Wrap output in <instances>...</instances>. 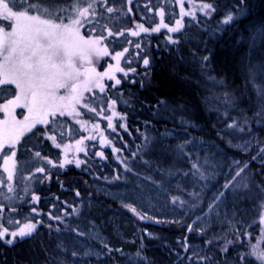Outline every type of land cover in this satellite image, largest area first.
<instances>
[{
    "label": "trees",
    "instance_id": "obj_1",
    "mask_svg": "<svg viewBox=\"0 0 264 264\" xmlns=\"http://www.w3.org/2000/svg\"><path fill=\"white\" fill-rule=\"evenodd\" d=\"M207 3H211L215 11L205 16L201 5ZM143 4H146L145 8L141 7ZM181 4L189 15L181 16ZM107 7L114 11L108 13ZM161 10L164 11L162 22L169 27L175 26L176 19L182 21L179 32L169 33L165 28L154 31L160 26ZM98 11L99 19L102 15L107 20L95 23V32L104 37V44L113 55L115 51L128 49L121 59V67L129 74L124 77L123 73H115L117 78L123 77L120 85L105 79L104 92L94 89L85 93L89 107L95 108V112L78 105L80 115H57L54 120L50 117L64 131L53 146L47 135L52 122L47 127L37 125L32 132L22 136L16 148L12 181L7 180L5 172L7 185L11 184L14 189L11 192L14 200L0 202L3 209L0 229L6 227L10 233L26 222L38 223V227L31 237L23 240L18 237L11 245L0 241V264H64L63 258L70 264H187L191 255L188 244L202 246L196 264H209V259L218 257L226 258L228 264H237V261L239 264H260L249 253L253 247L264 250V223H261L264 206L257 220L246 229L237 235L219 238L198 234L193 228L191 232L186 231L191 226L190 221L177 224L146 222L122 203L100 194L94 184L108 185L111 178L130 175L133 163L143 162L162 173H168L169 169L176 173L187 172L189 161L196 157L197 150L215 148L242 165L247 162L245 177L251 173L250 184L258 187L260 192L264 189V165L259 159L252 160L257 148L264 147V122L253 119L260 96L249 78V70L264 62V55L260 53L264 45L259 48L251 44L252 32L264 27V0H99ZM191 14H195L196 20H192ZM228 14L233 20L225 24L223 21ZM141 24L149 29L147 33L139 31ZM109 29L124 35L107 37ZM131 31H137L138 35L132 36ZM83 32L87 37V30ZM261 33L264 38V31ZM169 38L177 43H172ZM145 58L149 60L147 66L142 63ZM126 60L131 63L126 64ZM115 63L113 60V67ZM165 109L177 112L196 126L188 127L178 120L162 118ZM113 111L117 113L112 120L115 132L106 127ZM26 115V108L15 110L17 120H23ZM121 123L124 127L119 126ZM240 128L255 137L254 147L248 154L230 149L222 138L223 134L240 135ZM38 131L44 134L35 135ZM164 133H170L173 138L161 137ZM157 137L171 146L162 150L165 153H160L159 149L153 151ZM101 139L108 142L101 144ZM81 140L83 143L79 144ZM78 148L84 151H78ZM113 148L120 151L113 152ZM7 151L5 148V153ZM36 151L41 152L42 159L35 157ZM100 152L104 153V158L98 155ZM151 154L153 164L146 160ZM65 156L68 160L79 159L84 163L76 167L73 162L61 168L59 165ZM48 160L52 161L51 165L46 163ZM36 166L44 167L45 171L37 172ZM41 176L45 179L37 183ZM214 178L217 179L212 175ZM76 192L80 195L76 196ZM33 196H39V202L32 200ZM87 201L130 220L128 227L122 228L125 237L115 239L110 244L112 250L102 249L104 259L101 261L73 255L58 241L65 235H74V210L84 207ZM49 214L61 216L63 223L49 219ZM57 227L59 232L55 231ZM146 227L156 229L159 238L147 236ZM209 238L214 240L213 244L207 242ZM226 240L233 244L229 246L227 257H221L219 249Z\"/></svg>",
    "mask_w": 264,
    "mask_h": 264
},
{
    "label": "snow or ice",
    "instance_id": "obj_2",
    "mask_svg": "<svg viewBox=\"0 0 264 264\" xmlns=\"http://www.w3.org/2000/svg\"><path fill=\"white\" fill-rule=\"evenodd\" d=\"M74 0H67V6H71ZM94 8L92 3H89L87 7H75L74 15L65 17L61 13L66 10V7L60 4V0H0V95L10 96L4 103H0V112L5 114L6 119L0 120V153L4 152L7 148L8 151L4 153L3 164L4 172L7 173V180L12 181L14 175V169L16 167V148L20 143L22 136L27 132H32L37 125H44L47 127L54 120L57 115H80L77 111V106L88 108L89 112H95L96 109L89 107L85 97V93H91L94 89H99L100 92H104L106 85L103 83L105 79L108 81H114V85H120L122 78H117L115 73H123V76H128V71L121 67V59L125 57L128 49L123 51H115L114 55L109 51V47L104 44V37H94L96 31L95 22L91 19L94 12L91 9ZM106 11L112 13L114 9L107 7ZM201 11L207 16L210 12L215 11L211 3L201 5ZM181 16L189 15L184 12L183 4L180 6ZM161 23L159 27L154 28L155 32H160L161 28L167 29L169 33H177L183 27L182 21L176 19L174 21L175 26L169 27L168 24L162 22L164 17V11H160ZM192 15V20H196L195 14ZM65 19L69 22L65 23ZM233 20V16L228 14L223 23L228 24ZM91 23L92 27L87 30V37L82 34V26ZM139 31L147 33L148 28L142 24L138 25ZM124 35L123 32L114 33L111 29L108 30V36ZM132 36H137V31H131ZM171 40V38H169ZM172 43H177V40H171ZM136 47L139 48V42ZM111 55L114 60L115 67L111 64L107 65V70L100 72L97 71L95 66L96 62ZM126 64H130L131 61L126 60ZM142 63L147 66L149 64L148 59H143ZM135 72V68L131 69ZM7 86H14L9 88ZM63 90V91H62ZM264 95V92L261 93ZM115 101H113V106ZM107 106V105H106ZM17 108H26L27 115L23 120H17L15 116V110ZM262 115H264V108H262ZM117 113L113 111L108 117V124L106 127L111 128L113 132L116 131V126L113 125L112 120L116 117ZM120 120L123 121L124 117L121 116ZM124 127L123 123L119 125ZM227 127L235 128L236 125H226ZM94 128H98V125H94ZM239 131L243 132L244 129L240 128ZM42 131H38L35 135H43ZM103 135V134H101ZM49 139L56 140L55 136H49ZM91 139V137H89ZM108 141L101 139L100 143L105 144ZM82 144L83 141H78ZM56 147L59 148L60 144L57 143ZM182 147V146H181ZM236 147H241L236 145ZM78 151H84L83 148H78ZM243 151H248L247 146L242 147ZM113 152H119L120 149L113 148ZM35 157L40 158L41 152L36 151ZM104 158V153H98ZM260 160L261 165H264V147L257 148L256 154L252 156V160ZM75 163L76 167H80L84 161L76 159L75 161L68 160L65 156V160L59 166L63 168L65 164ZM51 165L52 161H46ZM234 163L239 164V161ZM194 171L192 175L199 181H207L210 177L206 174L207 168L201 166L198 168L196 164L192 165ZM204 168V170H201ZM248 168V163L244 162L242 166L238 167L234 175L236 177L241 176V173ZM130 171V169H125ZM36 171L43 173L44 167L36 166ZM51 179V176L47 177ZM251 178V173L245 180ZM44 177H38L37 183L44 180ZM119 179V176L116 177ZM241 186L246 187L244 181H241ZM225 188H229L228 184L224 185ZM25 192H28L26 187ZM234 190V189H233ZM7 191L13 192L14 189L11 184L8 185ZM261 193H264V189H261ZM76 196L80 193L76 192ZM191 201H185L179 197H174L172 200L173 205L179 207H185L186 204L195 206L199 203V192L189 193ZM224 195L223 191L217 194L218 199ZM264 198V196H262ZM11 199V198H10ZM35 202H39V196L31 197ZM133 214L137 215L140 219H144V215L137 211L135 207L130 204H125ZM213 205H209L210 211ZM3 209L0 208V212ZM35 211V209H32ZM79 214V210H74ZM49 219H55L59 223H63L61 216H53L49 214ZM199 220V216L197 217ZM18 223V221H17ZM264 223V220L261 221ZM38 223H24L18 230H13L9 233L8 228L0 229V241L5 244L11 245L16 242L19 237L23 240L26 237H31L36 231ZM49 227H52L49 225ZM198 227L200 225L198 224ZM55 231L59 232L57 227ZM186 231L191 232L192 227L188 226ZM5 237H10L5 239ZM209 244H213L214 240L209 238L207 241ZM233 244V241L226 240L221 245L219 251L221 257H227L229 246ZM107 248V245H105ZM187 251V248L184 249ZM75 251L73 255H75ZM94 254L99 258L102 253L100 252H85V255ZM250 256L260 261V264H264V250H260L257 247H253ZM139 257V253H137ZM205 259H209L205 256ZM209 264H228V260L221 259H209ZM237 264L239 262L237 261Z\"/></svg>",
    "mask_w": 264,
    "mask_h": 264
},
{
    "label": "rangeland",
    "instance_id": "obj_3",
    "mask_svg": "<svg viewBox=\"0 0 264 264\" xmlns=\"http://www.w3.org/2000/svg\"><path fill=\"white\" fill-rule=\"evenodd\" d=\"M89 3L94 5L91 11L94 12L91 19L95 22H102L107 20L106 16L100 15L98 5L99 0H74L71 6H67V0H60V4L66 7V10L61 14L65 17L74 15L75 7H87ZM146 3V2H144ZM146 4L141 7L145 8ZM160 17V14H159ZM161 18V17H160ZM65 23L69 22L67 19ZM92 24L87 23L82 26L83 31L91 28ZM97 29V26H96ZM262 30H255L252 32L251 44L253 47H259L264 45ZM109 37L108 35H106ZM94 37H100L98 32H94ZM260 53H263L262 50ZM111 55L99 59L95 66L97 69L107 70V65L110 62ZM264 58V56H263ZM249 78L252 81L255 90L259 94L258 110L253 116L256 122H264V115H262V108H264V62L256 64L253 69L249 70ZM5 101L10 96H3ZM162 118L178 120L184 126L195 127L188 119L182 117L177 112L171 109H165ZM160 117V118H161ZM5 119V114L0 112V120ZM56 122H52V126L48 129V137L55 136L57 141L58 137H62L64 131H61V127L56 126ZM65 130V129H64ZM156 137V136H155ZM161 137L171 139L173 136L170 133H164ZM224 142L226 145L237 152L248 154L254 147L255 137L248 132H242L240 135L235 133L223 134ZM48 142L53 146L52 140L48 139ZM239 145L241 147H236ZM247 146L248 151H243L242 147ZM171 146L165 144L163 141L156 139V145H153V151L159 149L160 153H165L162 150H167ZM5 153V151H4ZM4 153L1 154L2 158ZM0 156V157H1ZM153 155L146 157L148 163H154L152 161ZM236 160L233 157L226 156L221 151L210 149H199L196 151V157L190 159V169L187 172H174L169 169L168 173H162L161 170H154L150 165L145 163H133V169H131L130 175H124L121 179L111 178L109 184H103L102 182H96L94 188L100 194L113 201L125 204H130L135 207L138 212L144 215L146 222L151 223H164V224H177L183 222H191V227L198 234L202 235H217V237H224L226 235H237L241 230L246 229L248 224L254 223L260 216L262 208L264 206V200L262 193L258 187H254L250 184V180H245L244 172L241 176L236 177L234 175L235 170L242 166L241 163H234ZM193 164H196L198 168L202 165L207 168L206 174L210 177L207 181H199L192 175L194 169ZM18 170V168H16ZM204 170V168H201ZM15 173V171H14ZM214 175L217 179H212ZM244 181L246 187L241 186V181ZM208 181L212 183L209 184ZM220 182V184H218ZM228 184L230 187L225 188L224 185ZM8 185L5 179L3 159H0V202L14 200L12 195L7 191ZM234 189V190H233ZM199 192V203L195 206L186 204L185 207H179L173 205L172 200L174 197H179L185 201H191L189 193ZM223 191L224 195L218 199L219 192ZM24 190L22 191V194ZM11 198V199H9ZM85 206L79 208V214H74L73 225L75 231L74 235L64 236L58 239L60 245L65 249L74 252L77 255H81L86 258H92L96 261L104 259L102 249L112 250L110 244L115 242V239L119 237H125L122 235V228L128 227L130 220L126 217L117 215L116 213L109 212L105 209H101L95 206L92 201H87ZM209 205H213L210 211ZM199 216V220L197 217ZM138 217V216H137ZM198 224L200 227H198ZM147 236L150 238H159L156 235L154 228H144ZM107 245V248H105ZM190 247L191 255L187 261V264H196V257L200 256L202 252V246L200 244H188ZM100 252L102 255L97 258L96 255H85V252ZM64 264H70L67 258H63Z\"/></svg>",
    "mask_w": 264,
    "mask_h": 264
},
{
    "label": "flooded vegetation",
    "instance_id": "obj_4",
    "mask_svg": "<svg viewBox=\"0 0 264 264\" xmlns=\"http://www.w3.org/2000/svg\"><path fill=\"white\" fill-rule=\"evenodd\" d=\"M3 96L0 95V103H4L5 102V98H2ZM5 151V149H4ZM4 153V152H3ZM2 153H0V156H1ZM0 159H3L2 156L0 157Z\"/></svg>",
    "mask_w": 264,
    "mask_h": 264
}]
</instances>
